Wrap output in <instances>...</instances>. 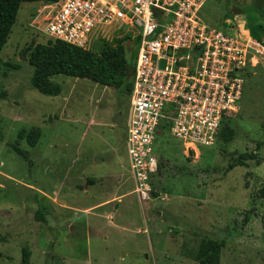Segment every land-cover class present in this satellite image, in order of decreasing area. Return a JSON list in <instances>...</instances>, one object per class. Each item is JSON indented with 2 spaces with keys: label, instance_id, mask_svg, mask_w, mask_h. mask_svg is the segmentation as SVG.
I'll list each match as a JSON object with an SVG mask.
<instances>
[{
  "label": "rangeland",
  "instance_id": "1",
  "mask_svg": "<svg viewBox=\"0 0 264 264\" xmlns=\"http://www.w3.org/2000/svg\"><path fill=\"white\" fill-rule=\"evenodd\" d=\"M253 2L211 1L200 17L221 29L236 18L249 30L264 23ZM38 6L20 4L0 52L1 62H20L0 76V264H21L23 246L29 264H199L204 238L223 242L219 264H264V53L243 68L240 99L223 123L232 139L194 151L160 138L157 191L142 201L125 144L128 96L61 74L51 77L56 96L29 82L23 51L47 38L32 26ZM34 126V145L18 141L25 159L10 145ZM244 153L255 158L228 169Z\"/></svg>",
  "mask_w": 264,
  "mask_h": 264
},
{
  "label": "built area",
  "instance_id": "2",
  "mask_svg": "<svg viewBox=\"0 0 264 264\" xmlns=\"http://www.w3.org/2000/svg\"><path fill=\"white\" fill-rule=\"evenodd\" d=\"M208 1L53 0L40 2L32 18L47 39L89 51L131 41L125 144L133 193L142 201L153 197L158 137L194 151L212 147L240 99L243 68L264 53V39L246 27L204 22L199 13Z\"/></svg>",
  "mask_w": 264,
  "mask_h": 264
},
{
  "label": "trees",
  "instance_id": "3",
  "mask_svg": "<svg viewBox=\"0 0 264 264\" xmlns=\"http://www.w3.org/2000/svg\"><path fill=\"white\" fill-rule=\"evenodd\" d=\"M47 1L53 0H0V52L15 22L20 4L25 2L40 3ZM211 1H221L223 4H228L230 2V0H210L204 4L201 11ZM262 2L254 1L252 6L255 11L264 18V2L263 5ZM235 19L236 18H234V20H227L229 27L234 28L237 26L238 21H235ZM208 25L215 28L221 27V25L218 24ZM248 29L250 30L251 36L257 40H261V36H264V23L262 22L248 26ZM23 54L27 57L28 64L32 66L29 82L42 94L49 96L60 94V84L51 80L52 76L58 74L73 78H85L97 84L114 88L127 96L129 94L132 81V67L130 64V54L125 49V40L118 41L116 45L105 44L102 50L97 53L60 40L46 38L44 42H37L24 50ZM19 66L20 62L6 63L0 61V76H5L3 75L2 69L14 71L17 70ZM3 95V92H0V98L4 97ZM233 134L234 131L232 128L223 126L222 124L218 136L223 142H228L232 139ZM39 136V127L34 126L28 130L21 129L17 133V139L10 146L17 154L26 159L28 155L26 151L18 147V141L24 139L32 146L36 143ZM162 137L166 136H159L156 140L157 144L154 146V151L157 154L161 153L160 146L163 145V142L160 141V138ZM167 142L168 141H166V143ZM252 158H255L254 154H240L236 161L228 166V169L238 165H245V159ZM155 174H153V176ZM155 191L157 190L152 189V194H154ZM34 218L38 221H45L42 208L36 210ZM222 247L223 242L204 238L200 241L195 253V259L199 264H219L220 250ZM29 258L30 251L26 246H23L21 249V264H29Z\"/></svg>",
  "mask_w": 264,
  "mask_h": 264
},
{
  "label": "water",
  "instance_id": "4",
  "mask_svg": "<svg viewBox=\"0 0 264 264\" xmlns=\"http://www.w3.org/2000/svg\"><path fill=\"white\" fill-rule=\"evenodd\" d=\"M130 45H131V41L130 40H126L125 49H126L127 52H129V50H130ZM23 58H25V57L23 56Z\"/></svg>",
  "mask_w": 264,
  "mask_h": 264
}]
</instances>
